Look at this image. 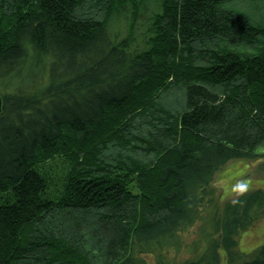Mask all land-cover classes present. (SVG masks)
I'll list each match as a JSON object with an SVG mask.
<instances>
[{"label":"trees","instance_id":"trees-1","mask_svg":"<svg viewBox=\"0 0 264 264\" xmlns=\"http://www.w3.org/2000/svg\"><path fill=\"white\" fill-rule=\"evenodd\" d=\"M0 97V264H175L216 173L264 159V0H0ZM263 205L182 264H264L232 260Z\"/></svg>","mask_w":264,"mask_h":264},{"label":"rangeland","instance_id":"rangeland-1","mask_svg":"<svg viewBox=\"0 0 264 264\" xmlns=\"http://www.w3.org/2000/svg\"><path fill=\"white\" fill-rule=\"evenodd\" d=\"M235 8L251 19H258L262 16V10L257 13L255 6L248 1L237 4ZM138 25L137 32L140 35L144 29L143 18ZM263 162V158L230 160L216 173L212 182L215 191L212 206L204 211L200 221L180 236L184 247L177 254L172 252L173 255L169 256L170 260L176 262L175 264H182L186 259L194 258L195 254L199 253L209 240L218 238L219 232L214 233L211 222L215 216L221 217V211L226 203L248 191L255 189L264 191ZM47 169L51 174L62 175L65 167L61 159H55L47 165ZM257 210L256 218L250 227L239 231L234 236L236 245L232 249L234 254L232 260L235 263L250 260L257 249L264 245V205ZM218 255L219 264H230L226 252L219 249Z\"/></svg>","mask_w":264,"mask_h":264},{"label":"water","instance_id":"water-1","mask_svg":"<svg viewBox=\"0 0 264 264\" xmlns=\"http://www.w3.org/2000/svg\"><path fill=\"white\" fill-rule=\"evenodd\" d=\"M0 110H1V98H0Z\"/></svg>","mask_w":264,"mask_h":264},{"label":"bare ground","instance_id":"bare-ground-1","mask_svg":"<svg viewBox=\"0 0 264 264\" xmlns=\"http://www.w3.org/2000/svg\"><path fill=\"white\" fill-rule=\"evenodd\" d=\"M1 98V97H0Z\"/></svg>","mask_w":264,"mask_h":264}]
</instances>
